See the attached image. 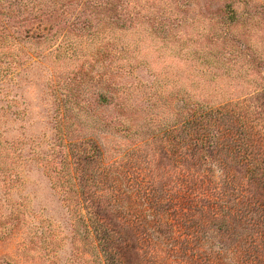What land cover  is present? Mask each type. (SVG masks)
<instances>
[{
    "label": "rangeland",
    "instance_id": "1",
    "mask_svg": "<svg viewBox=\"0 0 264 264\" xmlns=\"http://www.w3.org/2000/svg\"><path fill=\"white\" fill-rule=\"evenodd\" d=\"M0 9V264H236L227 213L261 243L264 0Z\"/></svg>",
    "mask_w": 264,
    "mask_h": 264
},
{
    "label": "trees",
    "instance_id": "2",
    "mask_svg": "<svg viewBox=\"0 0 264 264\" xmlns=\"http://www.w3.org/2000/svg\"><path fill=\"white\" fill-rule=\"evenodd\" d=\"M225 12H227V21L228 22L232 23V22H235V21L238 20L239 12L237 11V9H235L234 3H232L231 1H229V2H227L225 4ZM47 15H48V17H47ZM5 16H6V12H4V10L0 9V22H2L4 20ZM37 19H39V20L35 24V27L30 29V32L32 33V36L35 37V38H40V37L44 36L42 34V32L40 31V28H41L40 23H42V22H56L57 24H59V23L63 22V19H65V18L60 19L59 16H54L53 17V15L51 13L49 15L47 13L45 14L43 12H40V15L35 17V20H37ZM79 26H80V28H79L80 31H83L86 28L85 24H84V26L83 25H78V27ZM43 29L47 30V32H49L53 28L51 27L49 29H46V28H43ZM0 38H2V39H0V41H1L3 39H6L7 36L1 34ZM247 144H248L249 147H251V150H252L253 141L252 140L250 141V139H249L247 141ZM251 150H250V152H251L250 154L252 155L251 156L252 159H254L257 164H260V162L264 159V157L263 158L260 157L259 155L255 154L254 150H252V151ZM261 156H263V155H261ZM245 162H248V157L246 158ZM252 176L254 178L253 180L255 181V184L256 185L260 184L264 180V169H261V171H259V170L256 171V169H255L253 171V173H252ZM263 193L264 192H263V190L261 188V190L259 191L258 195L262 196ZM227 214H223L219 218L221 220V222L224 223V225L222 226V228L218 229V232H219L218 235L220 237V242L223 241L224 243H226V242L230 241V242L238 245V250L236 249L238 254L233 253V258L236 259V264H264V238H262L261 243L254 241L253 244H251L249 249H248V247H246L243 244L242 237L244 235L247 236L249 234H253L254 231L245 230L244 233H242V235H240L239 233L234 232L231 229V225L233 226V223L230 220H228V215ZM233 227L238 230V226L235 225ZM257 234L260 236L261 233L258 232ZM195 237H198V235L196 234ZM198 239H200V238H196V240H198ZM218 254H220V253H218ZM223 259H225V258H223ZM242 259L246 260V262L245 263H241ZM220 262H221V260H220Z\"/></svg>",
    "mask_w": 264,
    "mask_h": 264
}]
</instances>
